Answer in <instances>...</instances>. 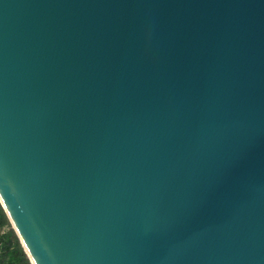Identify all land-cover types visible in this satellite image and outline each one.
I'll return each mask as SVG.
<instances>
[{"label": "water", "instance_id": "obj_1", "mask_svg": "<svg viewBox=\"0 0 264 264\" xmlns=\"http://www.w3.org/2000/svg\"><path fill=\"white\" fill-rule=\"evenodd\" d=\"M0 203L32 264H264V0H0Z\"/></svg>", "mask_w": 264, "mask_h": 264}, {"label": "trees", "instance_id": "obj_2", "mask_svg": "<svg viewBox=\"0 0 264 264\" xmlns=\"http://www.w3.org/2000/svg\"><path fill=\"white\" fill-rule=\"evenodd\" d=\"M0 264H32L1 203Z\"/></svg>", "mask_w": 264, "mask_h": 264}]
</instances>
